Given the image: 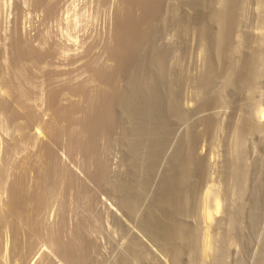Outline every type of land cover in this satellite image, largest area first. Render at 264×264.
Instances as JSON below:
<instances>
[{
    "label": "bare ground",
    "instance_id": "6f19581e",
    "mask_svg": "<svg viewBox=\"0 0 264 264\" xmlns=\"http://www.w3.org/2000/svg\"><path fill=\"white\" fill-rule=\"evenodd\" d=\"M118 3L105 58L68 64L40 36L12 40L0 69V133H13L0 152V264H100L101 195L117 227L134 229L119 264H229L236 249L233 264H264V126L251 123L264 118V0ZM36 4L48 21L58 14Z\"/></svg>",
    "mask_w": 264,
    "mask_h": 264
},
{
    "label": "rangeland",
    "instance_id": "374dc122",
    "mask_svg": "<svg viewBox=\"0 0 264 264\" xmlns=\"http://www.w3.org/2000/svg\"><path fill=\"white\" fill-rule=\"evenodd\" d=\"M37 1H39V0H36V2H35V0H0V55L2 54L0 56V61L3 62L2 64L0 62V69H6L7 71L8 70L10 71L11 67L8 65L10 62V65L12 66V62H11L12 59H10L12 57V55H10L12 49H10V46L12 48V45H11L13 43L12 40L17 38V35H20L19 37H21L22 40H29L30 42L33 41L32 43L35 44L36 46H37V44L39 45V41L37 39H39L38 37L40 36V37L44 38L47 42L49 41V43H52L51 45L55 46V44H56L55 47L64 48L67 53L63 57V60L67 61L68 64L71 61L73 62V60H76V59L80 58L81 56L86 55L87 53L89 54L90 51L92 53H94L93 54L94 56L95 55L96 56L101 55V57L105 58L104 57L105 54L102 55L104 53V52H102V51H104L102 49L104 48L106 42L109 41V39L111 40L113 38L112 35H114V31H115V27H116V25H114V24H116L115 22L117 19L116 14H117V12H118L117 10L119 8L118 7L119 6V3H118L119 0H51V1L49 0V2L51 3V6L52 5L55 6L56 3L58 2L56 5L57 7L55 6L56 7L55 9L59 14V16H58V14L56 12L55 13V14H57L56 17H54V16H53V18L51 17L52 19L49 20L50 22L47 20L48 17H46L47 16L46 11H44L43 9H41V10L39 9L38 5L36 4ZM116 2H117V4H116ZM251 4H252L251 5L252 7H250L247 14L249 15V18L252 17V20H253V19H255L254 16H256L255 13H257V12H255L257 10L256 9L257 5H255L254 2H251ZM252 9H253V11H252ZM43 11L46 14H44ZM47 23H50V24H47ZM253 24H255V21H254V23L252 22V25ZM254 28L256 29V27H253V29ZM256 30H259V29H256ZM36 42H38V43H36ZM49 43H47L48 45H45L46 48L48 46H50ZM83 46L86 47L85 50H84ZM91 47H93V48L91 49ZM9 49L11 51H9ZM67 49H70V51ZM44 50H46V49L44 48ZM68 52H70V53H68ZM1 58H3L4 60ZM201 61H202V63L200 65L199 62H201ZM203 61L204 60H203L202 56L201 57L197 56L195 64L202 66L204 63ZM4 62H6L8 64L6 65ZM43 74L41 77V81L43 79V81L46 82L47 79L44 80V78H46V77H45V75L43 76ZM73 76H75V74ZM75 77H77L76 82H78V80L80 79V75L76 74ZM75 77H74V79L73 78H71V79L75 80ZM81 78L83 79V77H81ZM43 81L41 83L44 84ZM45 86L42 85V88H45ZM48 86L49 85L47 83V86H46L44 93H47V91L49 89ZM261 93L260 94L263 98L261 97L259 100L263 101L264 92H261ZM45 96L47 97L46 94H44V97ZM259 97L260 96H258V98ZM263 108H264V104H263ZM224 110L225 111L222 110L223 112H221L224 117L227 116L226 117L227 119L232 118V117L237 119V114H236L237 112L235 111L234 108L229 107L227 109L225 108ZM251 120H252L251 123H253V120H254V123H257V124L262 123L261 125H259V124L258 125L261 127L264 126V118H261V120L259 119L260 122L258 120V117L252 118ZM0 123H3V122H0ZM4 125H5V123H3V126ZM5 126H7V125H5ZM5 128H8V127H5ZM5 133H4V131L2 133H0V135L2 134V136H0V148H1L0 152H3V153H5L7 151V149L9 148L8 142L11 141L10 140L11 137L13 138V135H11V134H13L12 132L11 133L9 132L6 134ZM6 135H8V136H6ZM258 139H259L258 135H257V137L253 136L250 140V144H252L254 141H256ZM205 148H208V147L206 146ZM248 148H249L248 149L249 152H251L252 151L251 145H249ZM202 151L204 152V154L207 153L206 155H209V153H210L209 149H207V150L205 149V151L203 149ZM219 152L221 153L219 160L222 161L224 155L221 151V148H220ZM117 153H119V154H117ZM251 153H250V155H253V152H251ZM68 157H69V155L67 156L66 151L62 150V153L60 154V158L62 160V163L65 165H66V163H67V165L69 163L68 167L70 165H72L69 168L70 169L72 168V170L74 169L73 172L77 171L75 174H77V176L79 178H81L83 176L81 179L87 181L86 174H84L85 172L82 170L81 167H77V166H81V164H79L81 161V158L80 157L77 159L75 158L78 161L80 159V161L78 163L76 160H75V162L73 161L74 158L72 159V158H68ZM250 157H252V156H250ZM64 159H66V160H64ZM71 159H72V161H70ZM110 159H111V161H113V162L110 161L111 162V169L113 171L117 172L120 169L123 170V168H122L123 166L121 163L122 162V155H121L119 149H115V151L112 150L111 155H110ZM72 162H74V163H72ZM119 162L121 163V165ZM78 168L79 169L81 168V169L79 170ZM75 169H77V170H75ZM81 170H82V172H81ZM80 174H81V176H80ZM87 183H88V181H87ZM88 185H92V187H94V185L92 183L90 184V182L88 183ZM101 194H104V193H101ZM108 197H109L108 195L107 196L101 195L100 200L103 199L104 201L102 200L101 203H98L100 207L97 204V212L100 216L103 215L104 218L102 217V222H103V219H104V222L102 223V230H100V232H98V234L93 233V235L96 234L95 235L96 237L93 236V238L96 241L98 240L97 241L98 246H99L98 257H99V260L101 259L100 264H102V262H104L103 264H114V263L119 264L118 259H119V257H122V255H121V254H123L122 252L126 250L124 248L125 247L127 248L128 239L130 237V234L131 235L133 234L132 231L134 229H131V231H130V230H123V229L117 227L116 223L113 222L114 221L113 217L111 216V210L112 209L111 210L109 209L113 206V202H112V199L110 197L108 199ZM107 200H109V201H107ZM222 215H224V214L222 213ZM222 215H221V217H222ZM53 216L54 215H52V218H51L52 222L55 220L54 219L55 217H53ZM72 218H74V217H72ZM72 218H70V219H72ZM74 219L72 221L70 220V227L71 226L73 227L74 222H75ZM131 222H133V221H131ZM131 222H129V223H131ZM133 224H134V222H133ZM133 224H130V225H133ZM115 225H116V227H115ZM263 227H264V225H263ZM121 233L123 236L121 235ZM123 233L128 235L129 237L124 235ZM261 236L263 238L264 235L261 234L259 236L261 241H262ZM259 237L254 239V240H256V242H254V240H253V245H254V243H256L254 245L255 247L252 245L254 247V250H253V248H252V250L256 251V252H254L255 254H257V251H259L258 249L261 248L260 246L262 244ZM121 246H123V247H121ZM157 250L160 251L159 247L157 248ZM235 251H237V249L234 250L232 257H231L230 261L228 262L229 264H233L232 262H235L234 259H236L237 257H239L241 255V251L239 249L237 252L238 254ZM113 256H114V258H113ZM232 258H233V260H232ZM208 261H209V263H208ZM208 261L206 260V261H204L205 263L204 262L203 263L204 264H206V263L210 264V260H208ZM248 261L249 262L251 261L250 264H253L252 258H249ZM133 263H135V262H133ZM166 263H167V261H165V264Z\"/></svg>",
    "mask_w": 264,
    "mask_h": 264
}]
</instances>
